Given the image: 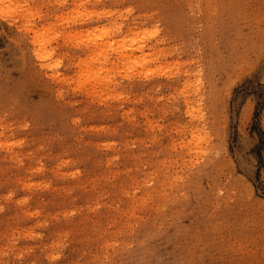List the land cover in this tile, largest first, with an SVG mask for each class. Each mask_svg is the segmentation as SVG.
<instances>
[{
    "label": "rangeland",
    "instance_id": "1",
    "mask_svg": "<svg viewBox=\"0 0 264 264\" xmlns=\"http://www.w3.org/2000/svg\"><path fill=\"white\" fill-rule=\"evenodd\" d=\"M68 2L0 0V264H264V0Z\"/></svg>",
    "mask_w": 264,
    "mask_h": 264
},
{
    "label": "bare ground",
    "instance_id": "2",
    "mask_svg": "<svg viewBox=\"0 0 264 264\" xmlns=\"http://www.w3.org/2000/svg\"><path fill=\"white\" fill-rule=\"evenodd\" d=\"M7 2H11V4H13V5H15V8H16V10H22V9H25V12L29 15V14H31L32 13V8L31 7H27V5H30V2L32 1V0H6ZM59 5H61V4H59ZM17 6H25V7H17ZM11 7L10 6H8V8H6V11H4V12H6V13H8L9 12V9H10ZM30 30V29H29ZM41 37H43V34H40V33H38V32H35V35L33 36V38H32V43L34 44V46H36L37 44H38V42L41 40ZM86 47L87 48H89V44H87L86 45ZM116 54L118 55V58H123V57H126L127 55H126V53H124L125 51H126V49H124V48H121V46H117L116 48ZM33 52H34V55L36 56V58L37 59H42V57H43V53H42V50L40 49V48H35L34 50H33ZM40 64V63H39ZM85 65V67L87 68V69H85V67L83 68V71H87V74H88V79L87 80H93V81H96V80H99V76L98 75H96V73H92V74H90L89 75V64H88V61H86V60H80V62H79V67H81L82 65ZM48 66H50V68H51V70H52V73L50 74V76L54 79V80H56L58 77V74L56 73V71L54 70L55 68L54 67H51V65L50 64H41V67L42 68H46V67H48ZM98 81H96L95 83H97ZM107 87H109V86H107Z\"/></svg>",
    "mask_w": 264,
    "mask_h": 264
},
{
    "label": "snow or ice",
    "instance_id": "3",
    "mask_svg": "<svg viewBox=\"0 0 264 264\" xmlns=\"http://www.w3.org/2000/svg\"><path fill=\"white\" fill-rule=\"evenodd\" d=\"M64 5H65L66 8H71V7H72V5L68 2V0H64ZM17 7H25V6H17ZM27 7H32V8L35 9V11L31 13V18H35V19H37L38 22H44V19H45V18H44V15H43V10H44L46 7H48V5L40 4V3H33V4H30V5H27ZM9 11H15V9H9ZM0 16H3L5 19H7V13L4 12V11H2V10H0ZM94 18H95V13H93L92 15L87 16V19H88V20H92V19H94ZM53 39H55V37H53ZM91 39H92L91 34H89V39H88V40H81V41L79 42V45H77V46L83 48L85 45H87V44L90 43ZM96 39H97V40H100V39H102V37L97 36ZM110 39H111V38H110ZM111 43H112L113 45H115L116 42H115L114 39H111ZM111 51H112V52H115L116 49H115V48H112ZM82 54H83V53H82ZM113 59H115V57H114ZM131 71H132V69L129 68V69H128V72L131 73ZM143 75H144V74L142 73L141 76H143ZM147 75H148V76H151L152 73H148ZM127 79H128V80H132V79H133V76L130 74V75H128Z\"/></svg>",
    "mask_w": 264,
    "mask_h": 264
}]
</instances>
